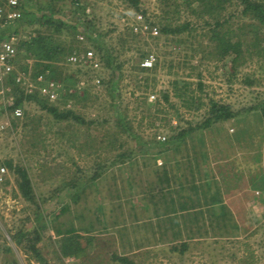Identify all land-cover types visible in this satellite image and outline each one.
Instances as JSON below:
<instances>
[{
  "label": "rangeland",
  "instance_id": "obj_1",
  "mask_svg": "<svg viewBox=\"0 0 264 264\" xmlns=\"http://www.w3.org/2000/svg\"><path fill=\"white\" fill-rule=\"evenodd\" d=\"M39 1L48 4V0ZM23 2L27 4L26 0ZM56 4L58 16L77 21L79 5L75 7L72 0H59ZM82 4L89 6L87 12L96 29L106 33V42L115 46V54L124 62L120 99L113 104L103 88L88 95L78 91L71 108L91 121L84 124L74 119L58 120L32 100L24 102L21 117L0 108V118L10 120V126L0 135V162L8 168L6 179L0 182V264H45L12 237L21 226L38 227L42 222L37 218L39 212L52 220L37 242L47 264H128L115 259L113 253L126 255L138 264H264V198L249 180L251 175L264 171V121L249 113L247 122L254 133L250 143L231 137L243 125L234 119L197 130L192 140L188 138L187 150L177 152L169 162L172 174L186 180L192 177L191 169L184 166L186 155L193 152V147L199 151L194 152L198 158L192 161L194 176L198 182L207 176L212 188L215 183L220 186L237 228H219L214 221L210 225L213 219L208 216L200 223H182L181 235H176L168 220L160 222L154 212L158 205L145 189L157 181L153 168L162 165L164 158H159L162 163L158 159L155 163L148 157L150 153L142 150L143 139L152 142L158 135L167 138L175 133L172 124L186 128L201 123L210 98L229 103L234 109L258 103L264 97V58L247 53L235 66L233 54L220 58L215 50L211 52V26L204 20L208 15L191 13L182 2L180 12L175 13L161 0H140V7L159 28L160 19L167 16L166 10L171 12L169 16H178L177 22L189 21L192 26L180 33L161 31L150 40L125 33L127 21L123 17L128 14L130 18L136 9L131 1L83 0ZM224 13L229 18L228 27L231 23L238 27L255 21L252 15L242 14L239 2ZM24 18L9 31L33 35L41 27ZM52 31L51 28L46 32ZM54 36L67 43L72 40L68 30ZM124 37L123 46L120 38ZM149 51L158 55L157 69L142 71V53ZM24 61L27 60L20 49L18 65ZM59 68L74 72L73 66L67 64ZM175 80L180 89H185V81L191 83L189 89L202 97L200 108L183 105L182 98L176 95ZM165 90L170 94L169 101L163 98ZM149 91L157 93V100L162 99L160 104L147 100ZM118 109L126 111L141 141L116 126ZM120 142L125 144L120 147ZM128 147L135 151L132 163L129 158L124 162L116 160L117 154ZM258 151L261 158L256 161L254 155ZM145 159L148 164L143 163ZM99 163L103 175L89 181ZM78 177L82 190L75 195L78 186L72 183ZM65 205L68 208L61 212ZM159 206L164 205L160 202ZM71 224L81 233L78 239L84 247L82 251L74 240H68L66 250L62 248L63 234L57 233L55 226L67 228ZM189 227L194 231L191 236ZM182 240L188 242L184 253L171 249ZM8 245L11 250L6 249Z\"/></svg>",
  "mask_w": 264,
  "mask_h": 264
},
{
  "label": "trees",
  "instance_id": "obj_2",
  "mask_svg": "<svg viewBox=\"0 0 264 264\" xmlns=\"http://www.w3.org/2000/svg\"><path fill=\"white\" fill-rule=\"evenodd\" d=\"M59 0H48V4L44 5L39 0H26L24 7H26L27 12L25 14L24 20L27 23H39L40 28L37 29V32L29 37V39H23L21 41L20 48L23 51L25 58L32 57L36 60L35 67L37 71L50 70V75L56 79L61 80L63 83H75L77 77L73 73H69L64 69H60V61L65 59L68 53L74 47L73 43L76 42V35L78 32H84L88 39L92 42V45L95 49L101 54L104 67L108 70L103 80V90H106L109 93L112 103L116 104L117 100L120 99V82L124 76L123 66L124 62L119 60V55L115 54V46H111L106 42V33H103L96 29V23L94 20L89 17V13L86 12V5L82 3L78 7L79 18L75 22H71L66 18H63L61 15L58 16V10L56 8L57 2ZM136 8V10H141L146 14V11L140 7V0H129ZM166 3L171 9V12H180L179 5L181 2L190 8L191 13H206L208 16L204 19L205 23L211 32L209 35V45L211 43L212 51L214 50L219 54L220 58H224L229 53L233 54V60L236 66V61L249 54L251 56L258 55L259 57L264 58V2L259 0H161ZM178 1H181L180 3ZM242 5V14L252 15L253 20L250 24L243 23L242 25L234 26V23H231V27H228L229 18L225 17V11L229 6L235 5L238 3ZM166 10L167 16L160 19L161 31L165 34L169 33H180L184 30H191L189 21L177 22L178 16H169L171 13ZM232 18V15H231ZM82 22L79 23V21ZM43 26H46L44 30ZM53 29L52 33H47L48 29ZM191 28V29H190ZM69 31L72 35L71 43L66 41H60L56 34H61L63 31ZM55 32V33H53ZM126 34H132L134 37L138 36L137 34L132 33L130 28L125 29ZM123 37V36H122ZM125 38H120V43L125 45ZM207 45V46H209ZM255 50V51H253ZM214 52V54L216 53ZM146 52H143L144 56ZM46 61V63H45ZM159 60H157L156 65L151 68H141L142 71L156 70ZM22 67H26L23 65ZM148 78V77H147ZM10 81L12 82V75L10 76ZM251 81V80H249ZM252 82V81H251ZM175 90L178 91L176 95L182 98L183 105L194 108H200L202 104V97L199 95H194V91L189 89L190 82H184V88H178V81H173ZM202 83L199 82V87L202 89ZM91 88V87H90ZM92 89V88H91ZM16 94V100L14 107L16 105H23L25 101H35L37 104L44 110L51 113L58 120L63 119H74L82 124L90 123L91 121H86L83 116L77 113L72 108L66 107L64 101L59 103H51L46 99L41 98L36 94H26L20 87L14 88ZM191 91V92H190ZM85 94L93 93L88 87L84 89ZM190 92V93H189ZM96 94V93H93ZM187 94H190L189 96ZM73 98L78 97V92L71 94ZM163 98L166 101H169L170 94L168 90L163 91ZM162 99H158L156 103L160 104ZM13 108V107H12ZM2 109V108H1ZM158 110H155L157 112ZM115 123L118 128L124 133H129L133 138L142 140L140 134L133 129L132 120L128 119L127 113L125 110H116ZM249 113H254L259 120L264 121V97L255 105L243 107L240 109H234L231 104L222 102L220 100L210 98L207 107V114L204 117L201 123L196 125H189L184 128L179 125H171L173 129L177 131L170 134L165 140L156 139L152 142L146 141L143 139V152L149 154L148 157H151L156 163V159L161 157L164 158L162 165H157L153 168L157 181L148 185V188L145 189L147 193L150 194V198L158 205L155 208V214L157 218L161 221L168 220L169 224L174 228V233L176 235H181L182 223L186 224L188 220L191 222H198L199 220H205V218L210 217L212 220L210 225H213V221L219 228H228L233 227L237 228L239 225L232 220V213L228 207L226 201L224 200V195L220 186L215 183V186L210 184L209 178L205 176L203 182H198L194 176L195 170L193 169L192 161L197 160V153L193 147V152L190 151L187 153V160L185 161L184 166L191 169V178L186 180L181 179V175L176 173L172 174V170L169 167V162L176 157L177 152L187 150L188 138L191 140L194 138V132L202 131L204 128L212 127L217 123L225 122L229 119H234L238 124L243 123V125L238 126L236 130L231 133V137L236 141L246 140L250 143V139L253 138L254 133L250 130V125L247 122ZM34 127L33 130H35ZM119 130V131H120ZM65 132V131H64ZM108 133V131L106 132ZM119 133V132H118ZM199 136V135H198ZM156 137V136H155ZM202 136H199L201 138ZM203 138V137H202ZM125 143L120 142L118 146L122 147ZM117 146V145H116ZM194 152L196 153L194 155ZM135 151L131 147L122 149L117 154V159L121 162H124L126 159L132 163L131 156L135 155ZM261 151L255 153V160H260ZM143 156V155H142ZM114 164V161H112ZM111 163V164H112ZM144 164H148V161L143 160ZM188 165V166H187ZM174 167V166H173ZM180 168V167H179ZM103 166L98 164L94 174L88 177L89 181H96L99 177L103 175ZM185 170V169H184ZM252 186L256 188L255 191H258L259 194H262L261 197L264 198V171L256 172L254 175H251L250 179ZM80 178L74 180L72 183L73 186H78L76 189L75 195H79L82 185ZM130 181L128 185H130ZM85 185L87 183H84ZM205 187H207L205 189ZM202 191L199 193V191ZM73 195V198L76 196ZM254 196L258 197L254 193ZM156 198L159 200L155 201ZM163 201V202H162ZM162 203L164 206L160 207L159 203ZM40 208V207H39ZM68 208L65 205L61 208V212H64ZM59 215V212L55 214ZM43 216V217H42ZM38 220H42L41 224L38 227L30 228L27 225L21 226L19 229L13 232L12 237L20 247L24 248L28 252H32L38 261H41L47 264V260L44 258L37 242L41 239L42 233L45 232L52 224V220L45 218L42 212L37 214ZM45 218V219H44ZM183 220V222H181ZM159 223V222H158ZM167 224V223H166ZM54 226V225H53ZM189 226V225H186ZM167 227V225H166ZM86 228V227H83ZM199 228V227H198ZM55 230L62 236V248L67 249L68 240H74L75 245L79 250H84V247H81L80 241L78 239L81 236V233H77V228L72 224L67 228H61L60 226H55ZM191 236L194 231L189 227ZM199 231V230H198ZM91 240L93 237H89ZM188 248V242L182 240L179 243H175L171 246V249L179 250L181 253H184ZM7 250H11V246L6 247ZM113 257L121 262L128 264H138L133 259H130L126 255H119L118 253H113Z\"/></svg>",
  "mask_w": 264,
  "mask_h": 264
},
{
  "label": "built area",
  "instance_id": "obj_3",
  "mask_svg": "<svg viewBox=\"0 0 264 264\" xmlns=\"http://www.w3.org/2000/svg\"><path fill=\"white\" fill-rule=\"evenodd\" d=\"M83 3V0H72L76 7ZM89 6H86V12ZM25 7L23 0H0V108L10 111L13 116L21 117L24 114L23 105H16L15 87H20L26 94H36L51 103L65 102V106L71 108L73 93L84 91L89 88L93 92L102 89L103 78L106 75V67L101 54L92 45L84 32H78L76 43L60 65L73 66V74L77 77L75 83H63L50 75V70L37 71L36 60L27 57L22 65L19 64V52L21 41L29 39L31 35L23 34L21 31H9L11 26H15L25 17ZM88 13V12H87ZM90 15V13H89ZM91 16V15H90ZM129 15L123 17L126 22L125 28H130L132 33L146 40L157 38L161 29L141 10H133ZM160 43V42H159ZM159 60L155 51H149L140 60V67L151 69ZM46 63V61H45ZM25 65L26 67H22ZM72 73V72H71ZM12 75L13 81H10ZM92 89H91V88ZM157 93L149 91L147 100L154 102L157 100ZM13 107V108H12ZM10 126V120L0 118V135ZM157 137V136H156ZM158 139L165 140L166 137L158 135ZM162 163L161 159H158ZM8 173L7 165L0 162V182L6 179Z\"/></svg>",
  "mask_w": 264,
  "mask_h": 264
}]
</instances>
